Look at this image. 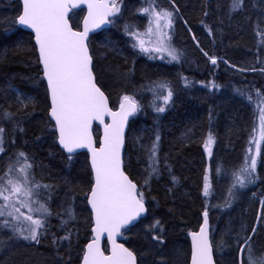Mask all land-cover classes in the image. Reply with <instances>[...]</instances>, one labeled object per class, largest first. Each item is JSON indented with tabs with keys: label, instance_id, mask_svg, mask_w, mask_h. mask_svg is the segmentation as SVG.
<instances>
[{
	"label": "trees",
	"instance_id": "trees-1",
	"mask_svg": "<svg viewBox=\"0 0 264 264\" xmlns=\"http://www.w3.org/2000/svg\"><path fill=\"white\" fill-rule=\"evenodd\" d=\"M235 7L234 0H121L118 18L107 30L118 47L98 43L101 33L89 41L97 82L111 107L124 95L139 103L124 152L125 171L148 208L124 234L138 264H177L179 258L189 264L188 235L199 228L205 211L217 264H248L249 247L253 264H264V0H242ZM145 8L172 13L178 59H151L134 47L129 26L139 18L145 22ZM20 10V0H0V123L7 143L0 175L9 164L25 161L18 155L24 153L35 182L50 186L40 189L39 202L32 204L34 209L45 204L51 212L34 211L44 222L34 250L46 260L32 264H80L92 235L86 194L93 176L85 153L70 159L58 146L33 35L16 21ZM83 15L80 10L71 17L75 29ZM14 89L28 100L17 101ZM257 145L255 170L241 172ZM153 146L156 171L150 175ZM4 219L9 229L23 230L11 217Z\"/></svg>",
	"mask_w": 264,
	"mask_h": 264
},
{
	"label": "snow or ice",
	"instance_id": "snow-or-ice-1",
	"mask_svg": "<svg viewBox=\"0 0 264 264\" xmlns=\"http://www.w3.org/2000/svg\"><path fill=\"white\" fill-rule=\"evenodd\" d=\"M238 10L242 5V0H234ZM76 4H69L68 0H23V13L18 17L21 25H26L35 31L36 43L39 45L40 62L43 65V75L47 80V86L51 97L50 115L55 120V126L59 130V142L67 150L73 153L78 148H88L92 153V168L95 173V183L91 189L89 204L95 213L96 232L95 239L88 244L87 252L83 257V264H136V256L133 252L117 245L113 239L112 254L105 256L99 247V240L102 233H107L112 239L120 232V229L133 221L140 213L144 212L143 193H137V186L121 171L120 149L123 143L124 123L127 117L137 110L136 102L129 96H124L119 113L111 112L107 107L104 93L94 82V77L90 69L91 56L85 40L88 35V23L91 21L94 27H99L107 23L108 15L119 12L115 6V0L111 9L104 3H89V20L85 21L83 32H75L69 26L66 14L69 8H75ZM144 13H149L151 9H143ZM157 27L159 21L164 19L171 25V12L161 9L159 12H152ZM152 21H149L151 25ZM151 34V27L147 30ZM135 36L139 34L133 33ZM141 51L147 52L144 41L138 40ZM136 45H134L135 47ZM161 51V48L155 49ZM168 54L173 60L178 59L175 50H169ZM207 55V53H205ZM212 64H216V59L210 58ZM169 91L165 97V102L171 97ZM158 112H163L164 108H157ZM105 114L111 115L113 122L105 125L103 145L97 149L93 147L90 134V126L93 120L103 123ZM119 117V119H117ZM3 129H0V152H3ZM260 134L264 139V109H260ZM157 140L159 137L157 136ZM212 143V136L209 135L205 144ZM156 148L152 147L149 155L148 168L150 175L156 171L155 160ZM210 154V149H209ZM260 154V146L257 145L256 155L246 157V167L241 172L250 168L255 170L257 156ZM27 157L24 153L18 154ZM71 159V156L69 157ZM250 162V163H249ZM30 163H24L19 168L9 164L7 170L0 175V217L5 215L13 220H20V209L15 207L13 198L29 209V212H42L43 215H51L45 204L40 208L33 209L32 204L38 203L41 197L40 189H47L50 186L41 185L35 182L31 174ZM19 175H14V173ZM207 181V177H205ZM147 183V181H146ZM237 183L243 186L244 181L237 174ZM208 185L205 184V195H207ZM24 197V200H20ZM50 198V197H49ZM11 208L12 211H7ZM22 215V214H21ZM207 212L204 213V226L199 233H192V255L191 264H213L212 248L208 239ZM23 219L29 222V226L23 230L12 228L13 233H18L24 240L36 241L39 243V229L44 227V222L32 215H26ZM11 227L10 221L4 219L0 221V228ZM27 235H24V232ZM11 238V237H10ZM67 237H65L66 239ZM3 241H0L2 244ZM248 264H253L252 250L249 247L246 256Z\"/></svg>",
	"mask_w": 264,
	"mask_h": 264
},
{
	"label": "water",
	"instance_id": "water-1",
	"mask_svg": "<svg viewBox=\"0 0 264 264\" xmlns=\"http://www.w3.org/2000/svg\"><path fill=\"white\" fill-rule=\"evenodd\" d=\"M68 2H69L70 5L71 4H76L77 5L75 8L70 7L69 8V11L66 14V19L68 21V24L72 28V30L75 31V32H83L84 29H85V21L86 20H89V8H88V4L89 3H93V4L104 3V4L109 5V8L110 9H111V7L113 5V3H112L113 0H68ZM119 2H120V0H115V6L118 7V8H119ZM20 5H21V10H20L19 15L17 16V20H16L17 21V24H18V26L22 30H24L26 32H29V33H31L33 35V41H34V44H35V47H36V51H37V54H38L39 64H40V66L42 68V72H43V65L40 62V57H39V45L36 43V38H35V31L32 28H29L26 25H21L18 22V17L23 13V0H20ZM80 10H84L85 13H84V15L82 17V20H81V28L80 29H75V28H73V26L71 24L70 18L73 15V12L80 11ZM117 14H118V12H116L115 14H112V15H108L106 17V21H108V22L101 24L99 27H94L92 25L91 21L89 20V23L87 25L89 31H88L87 38L85 40V43H86V45L88 47L89 55L91 56L90 69H91L92 74H93V77H94V82H95L96 86L98 88H100V90L104 93V96H105L106 101H107V107L113 113H119L121 111V104L122 103H125V102L123 101V97H122L116 109H113L111 107V104H110V100H109L108 95L106 94V92L102 89V87L97 82V78H96V75H95V72H94V69H93V57L91 55V51H90V47H89V41H90V39H91V37L93 35H96V34H99V33H102V32L107 31L111 27V24H112L111 21H112V19L115 18L117 16ZM43 79H44V82L46 84V88H47V92H48V99H49V112H48V116H49V119L51 120V122L55 126V120L50 115V110H51V97H50V91H49L48 86H47V80L44 77V75H43ZM136 105H137V110L133 114L129 115L127 117V120L124 123L123 143H122V146H121V149H120V159H121V171H123V173L129 178V180H131L134 184H136V186H137V193L139 194L137 183L134 182L130 178V176L128 175V173L125 171V168H124V152H125V148H126V135H127V132H128L129 126H130V122L135 117V115H136V113H137V111L139 109V106H138V103L137 102H136ZM117 119H119V117H117ZM103 121L104 122L101 123L99 120H93L92 123H91L90 129H89L90 134H91V137H92V141H93V147H95L97 149H99L103 145L104 133H105V125H111L112 122H113V118H112L111 115L105 114L104 117H103ZM55 130H56V134H57V143H58V146H59V148L67 156H75V155L80 154V153H86V155L88 157V163H89V166H90V169H91V172H92V176H93V184H92V187H93L94 186V183H95V173H94V170L92 168V153H91V151L88 148H78L73 153H71V154L68 153L67 150L59 142V130L56 128V126H55ZM96 131H98V133H99L98 141L96 140V136H95V132ZM92 187H91V189H92ZM90 193H91V190L89 191V193L87 195V205H88L89 211H90L91 216H92V227H91L92 237H91V239L85 245V251H84V254L82 256V259H81L80 264H83V257H84V255L87 252V246H88V244L91 243L95 239V237H96V232L94 231V229L96 228L95 213L93 212L92 207H91V205L88 202L89 201V198H90ZM143 204H144L145 211L142 212V213H140V215L137 216L128 225H125L124 227H122L120 229V232L118 234H116L112 239L109 238V236H108V234L106 232L101 234L100 240H99V247H100L101 251L104 253L105 256H110L112 254L113 239L115 240V243L117 245H123L124 248H127L129 251L133 252L125 244V242L123 241V239H124L123 238V234H124V232L127 229L133 227L142 218H144L146 216L148 209H147L146 202H144V200H143ZM204 213L202 215V222H201L199 228L197 230L191 231L189 233V235H188L189 242H190V250H191L189 264H191V255H192V243H193L192 233H199L201 227L204 226V219H205ZM207 214H208V212H207ZM207 220H208V239H209V242H210L211 248H212V253H211L212 254V260H213V264H217L216 263V260H215V257H214L213 245H212V240H211V226H210V221H209V215H207ZM133 254L136 256V254L134 252H133ZM136 264H138L137 256H136Z\"/></svg>",
	"mask_w": 264,
	"mask_h": 264
},
{
	"label": "rangeland",
	"instance_id": "rangeland-1",
	"mask_svg": "<svg viewBox=\"0 0 264 264\" xmlns=\"http://www.w3.org/2000/svg\"><path fill=\"white\" fill-rule=\"evenodd\" d=\"M151 10L152 11H150L149 13H145L146 14L145 22L142 23L141 21L143 19L139 18L138 23H131L130 24V26H129L130 32L129 33L131 35V41L134 45H136L135 48L137 49V51L146 54L151 59L162 60L163 58H166V59L171 60L172 57L168 54V52H169V50H175L174 45H173V41H172V35H171V25L169 26L166 20L161 19L159 21V27H157V24L155 22L154 16L152 15V12H159V11H157L156 9H151ZM117 16H116V18H118ZM119 19H121V16L119 17ZM150 20L152 21L151 25L149 24ZM124 24L127 25V23H125V22H124ZM135 24H138V25H135ZM171 24H172V21H171ZM149 27H151V34H148V31H147L149 29ZM133 33L139 34V36L137 37V36L133 35ZM138 40L144 41V47L149 49L147 52L141 51V49L139 47ZM97 41H98V43L108 44L112 50L116 49L118 47V44H119L118 39H116V38L114 39V38L110 37L109 32H107V31H105L103 34L101 33V35L97 37ZM157 48H161L162 50L156 51L155 49H157ZM175 53H176V51H175ZM14 90H15L16 95H17V101L22 100L21 102L23 104V102H25L24 99L26 97L23 96L22 92H20L19 90H17V89H14ZM128 96H130V95H128ZM130 97H132L135 100V98L133 96H130ZM119 100H120V98H119ZM0 129H2L1 123H0ZM142 129H144V127ZM2 137H3V145L2 146L4 149L5 145L7 144L4 133H2ZM213 145H214V141L212 139V143L210 145H208V147L206 148L208 152L210 149V153H211ZM0 154H1V152H0ZM24 163H27V162L22 160L20 163L15 164V167L19 168ZM15 175H16V173H15ZM209 185L210 184L208 183V187H209ZM86 196H87V194H86ZM19 199L24 200L25 198L20 197ZM13 202L15 203V207L20 209L19 213H15V212L13 213V215H19L20 220H18V221L13 220V218L11 217L12 220L15 222V224H18L23 229H25L29 226V222H27L23 219L24 216L32 215L34 219L38 218V217H35L36 214L34 211L29 212V209L27 207H24L21 203L17 202L15 197L13 198ZM1 204H3V203H1ZM32 208H33V206H32ZM38 208H40V207H36V209H38ZM7 211H12V209L9 208V209H7ZM5 216L9 217L7 215H5ZM5 216H4V218H5ZM86 216H87L86 214H84L83 216L79 215V219H81V223H83L86 220ZM27 234L28 233H24V235H27ZM0 241H3V243L0 244V254L2 256H4L3 259L0 261V264H18V263L19 264H21V263L22 264L23 263L24 264H32L34 262L40 263V262L46 260L45 257L38 254L39 252L34 250V247H35L34 241H31V240H27L28 242L23 241V239L19 236L18 233H13L12 229L0 228ZM31 247H33V248H31ZM177 264H183L182 259L179 258L177 260Z\"/></svg>",
	"mask_w": 264,
	"mask_h": 264
}]
</instances>
